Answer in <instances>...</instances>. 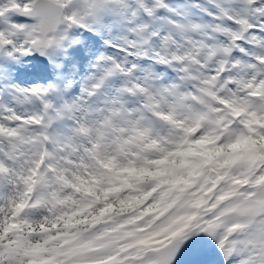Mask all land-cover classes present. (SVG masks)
<instances>
[{
    "label": "snow or ice",
    "instance_id": "6c2138e0",
    "mask_svg": "<svg viewBox=\"0 0 264 264\" xmlns=\"http://www.w3.org/2000/svg\"><path fill=\"white\" fill-rule=\"evenodd\" d=\"M0 264H264V0H0Z\"/></svg>",
    "mask_w": 264,
    "mask_h": 264
}]
</instances>
